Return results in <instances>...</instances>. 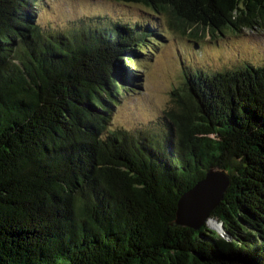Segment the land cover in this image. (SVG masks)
<instances>
[{"label":"trees","instance_id":"16d2710c","mask_svg":"<svg viewBox=\"0 0 264 264\" xmlns=\"http://www.w3.org/2000/svg\"><path fill=\"white\" fill-rule=\"evenodd\" d=\"M103 1L150 19L50 31L43 0H0V264H264V65L186 69L154 131L112 127L166 24L263 31L264 0ZM215 168L225 234L176 226Z\"/></svg>","mask_w":264,"mask_h":264},{"label":"rangeland","instance_id":"374dc122","mask_svg":"<svg viewBox=\"0 0 264 264\" xmlns=\"http://www.w3.org/2000/svg\"><path fill=\"white\" fill-rule=\"evenodd\" d=\"M43 2L45 7L38 16V23L50 31H65L77 28L81 23L92 24L93 21L101 26H110L119 20L134 23L150 19L146 14L142 18L138 11L111 1ZM233 16L235 15L232 11V20ZM162 30L169 39L162 41L145 61L144 58L139 59L141 73L133 74L136 77L134 84L138 86H131L115 109L112 127L154 131L155 123L173 108L172 93L184 82L186 69L212 74L235 70L245 62L254 66L264 65V30L261 31L260 28L219 38H214L212 32L206 29L200 32L202 38L196 41L182 36L177 29L167 24ZM137 77L141 79L138 80ZM213 221L216 220H210L208 226L218 228L216 224L213 225Z\"/></svg>","mask_w":264,"mask_h":264},{"label":"water","instance_id":"95a60500","mask_svg":"<svg viewBox=\"0 0 264 264\" xmlns=\"http://www.w3.org/2000/svg\"><path fill=\"white\" fill-rule=\"evenodd\" d=\"M230 187L226 171L219 168L208 171L205 178L186 192L178 202L175 225L200 231L210 220V215L219 207ZM219 234H225L221 224Z\"/></svg>","mask_w":264,"mask_h":264},{"label":"clouds","instance_id":"9594fccd","mask_svg":"<svg viewBox=\"0 0 264 264\" xmlns=\"http://www.w3.org/2000/svg\"><path fill=\"white\" fill-rule=\"evenodd\" d=\"M222 235V234H221Z\"/></svg>","mask_w":264,"mask_h":264}]
</instances>
